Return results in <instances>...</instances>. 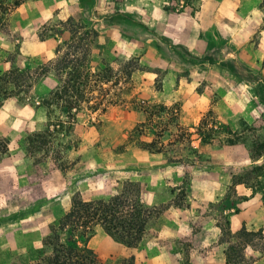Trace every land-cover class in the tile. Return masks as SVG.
<instances>
[{
    "label": "rangeland",
    "instance_id": "rangeland-1",
    "mask_svg": "<svg viewBox=\"0 0 264 264\" xmlns=\"http://www.w3.org/2000/svg\"><path fill=\"white\" fill-rule=\"evenodd\" d=\"M163 3L164 0H124L115 4L111 0H98L97 6L85 11V17H75L98 30L100 45L94 49L95 57H102L112 65H121L124 60L134 58V65L129 77L122 78L118 85L108 87L105 101L107 109L104 112L84 111L78 114L75 126L76 146L64 152L61 161L55 163L51 156L39 152L36 154V158H39L36 159V165L35 158L25 149L27 133L44 127L46 112L39 105V96L52 86V76L42 79L25 97H9L1 105L0 136L8 140L9 153L0 159V264H29L41 248V240L48 231L49 223L68 210L71 196L75 192H79L85 200L107 199L124 181L131 180L141 184V199L145 205L153 206L150 204L156 197L159 201L166 200L154 205L159 213H163L170 205L179 208L189 205L194 194L193 178L202 172L207 174L208 157L201 152L200 158L192 165L186 164L189 174L188 183L185 184V167L178 159L172 158L178 155L184 141H176L179 140L180 131L173 125L168 124L167 132L163 131L166 128L164 123L176 114L178 123L192 132V145L202 150L205 144L200 143L195 132L208 111L198 119V114L192 108H183L182 93L177 99L168 101L176 88L177 78L187 77L188 70L185 57L176 47V42L172 41L170 44L160 35L183 20L180 12L165 11ZM59 4L60 0H53V6ZM116 10L124 11L127 17L136 19L141 24L145 22L149 30L155 28L157 37L140 30L139 26L128 25L121 16L114 18ZM187 11L193 12L191 9ZM109 15L112 16L101 19ZM59 21L60 18L54 16L47 27ZM125 26L129 32H124ZM0 31L8 33L6 35L14 43L10 50L0 51V58L7 62V69L15 65L34 70L48 61L36 52L37 45L30 29H27L25 36L10 32L7 27ZM167 72L172 79L171 87L167 85ZM246 83H253L257 94L256 83ZM165 85L168 90L171 88L168 96L162 94ZM202 86L201 83L198 88L201 89ZM157 106H166L168 110L157 117ZM147 117L152 118L154 125L147 138L154 137L153 133H165L159 140L167 152H170V157L162 152L153 153L140 148L136 141L129 142L132 128ZM226 125L233 131H241L249 146L252 134L264 138V115L257 125H249L255 126L256 130H246L241 121L236 125ZM219 129L222 132L217 133L208 144H224L225 127ZM60 162H64L65 166H58ZM217 167L222 168L223 165ZM255 192L264 197V192ZM232 193H228L229 199L234 198ZM216 204L213 203L210 207H216ZM223 206L225 204L221 203L216 209L220 212ZM210 207L205 206L199 210L207 212ZM159 223V219L151 221L148 232L151 229L152 235L148 237L147 232L138 248L141 258L146 256L155 241L159 240L161 243L160 239L153 236L160 227ZM95 228L104 238H96L97 246H103L105 240H111L100 226ZM179 242L186 252L188 239L183 238ZM252 243L260 247L256 237L252 239ZM118 246V250L113 253L97 254L105 264H116L134 250H129L120 243ZM243 258L245 257L241 252L237 253L235 264H251L247 258L242 261Z\"/></svg>",
    "mask_w": 264,
    "mask_h": 264
},
{
    "label": "crops",
    "instance_id": "crops-1",
    "mask_svg": "<svg viewBox=\"0 0 264 264\" xmlns=\"http://www.w3.org/2000/svg\"><path fill=\"white\" fill-rule=\"evenodd\" d=\"M52 4L53 0H24L8 14L5 26L10 32H18L23 36L27 29L33 31L36 52L48 60L54 56L57 43L66 37V33L58 35L57 39L51 37L40 40L38 35L41 27L54 16L60 20L69 16L85 17V11L97 6L98 0H60L59 5ZM78 10H81L80 13ZM179 15L183 17L179 24L170 26L171 29L165 34L160 33L167 42H176V47L185 57L183 61L188 70L187 77L177 78L176 88L168 101L177 99L182 93L183 108H192L198 114V119L210 110L219 121L229 125H236L239 121L257 125L263 119L264 102L257 96L253 83L244 82L225 67L200 63L196 57L215 47L218 49V60L236 58L250 69L260 72L264 78V0H201L197 11L193 13L185 9ZM118 16L128 25L139 26L140 30L157 37L156 29L152 27L149 30L145 22L141 24L127 17L124 11L114 15V18ZM124 32H129L126 26ZM6 34L0 31V51H8L14 45ZM6 69L7 62L0 58V73ZM166 75L167 85L171 87L172 79L168 72ZM201 83L203 86L199 89ZM170 91L171 88L168 90L165 85L162 94L168 96ZM199 151L208 157L207 174L202 172L193 178L194 194L187 207L170 205L153 218L160 221V227L153 236L160 239L161 243L155 241L142 258L138 252L139 244L132 251L136 264H228L225 255L228 241H221L222 232L217 225L224 217L229 221L232 234L242 227L247 231L261 232L262 238L258 240L260 247L250 241L243 245L242 255L251 264H264L263 194L253 193L250 187L242 183L236 184L234 190H229L232 176L264 163V154L253 159L247 143L205 144ZM219 165L223 167H217ZM229 192H233V199H229ZM165 201H159L156 197L150 205ZM213 203H217V206L211 208ZM221 203L225 206L219 212L216 208ZM205 206L210 207L209 211L199 210ZM148 234V237L152 235L151 229ZM98 236L104 239L95 228V234L87 243L96 253L105 255L118 250L119 243L111 237V240H105V245L97 246ZM183 238L189 241L186 252L179 242ZM230 239L232 242L237 240L235 237Z\"/></svg>",
    "mask_w": 264,
    "mask_h": 264
},
{
    "label": "trees",
    "instance_id": "trees-1",
    "mask_svg": "<svg viewBox=\"0 0 264 264\" xmlns=\"http://www.w3.org/2000/svg\"><path fill=\"white\" fill-rule=\"evenodd\" d=\"M24 0H0V29L6 26L7 16ZM120 4L124 0H111ZM201 0H164L163 9L172 12H182L191 9L193 12L200 7ZM122 14L119 10L113 15ZM112 15L104 16L110 18ZM44 24L39 32V39H57L58 35L66 33L55 47L54 57L34 70L12 65L6 71L0 73V107L9 97L23 98L37 83L50 76L53 77L52 86L39 96V105L44 107L46 121L44 127L34 132H28L25 137L26 152L35 158L41 152L45 156H51L56 161L63 159L64 152L75 148V126L78 114L98 110L105 111L108 87L120 84L121 79L129 77L133 69L134 58L127 59L122 64L112 65L102 57L94 56V49L99 48V32L95 27L89 26L85 21L72 16L60 20L57 24L47 27ZM61 27V28H60ZM98 56V54H97ZM200 63L217 64L229 69L245 82L256 83L257 95L264 102V79L260 72L254 71L236 58L218 60V49L212 47L206 50L202 56L196 57ZM264 65V58H263ZM157 117L168 110L166 106H157ZM153 108V107H152ZM155 109V107L153 108ZM152 114V113H151ZM151 117L137 123L131 130L128 138L136 141L140 148L149 152H162L170 154L159 138L165 133L152 138H147L148 133L154 129ZM173 125L178 131L179 140L184 141L177 156L184 167L192 165L200 158L197 148L192 145V132L178 123L176 114L164 123ZM246 130H256L255 126H249L242 122ZM225 127L224 144L245 143L243 133L227 128L226 124L219 122L212 111H208L199 123L195 135L201 144L213 141L219 128ZM167 132V127L163 129ZM9 153L8 140L0 136V159ZM250 154L253 159H258L264 154V138L252 134L250 140ZM53 155V156H52ZM170 157V156H169ZM58 166H65L60 162ZM183 182L188 183V171L184 168ZM244 184L252 189V192H264V163L253 165L250 169L239 175H233L229 190H234L236 184ZM142 188L137 181H124L107 199H88L81 197L79 192L71 196L68 210L59 218L51 221L48 231L41 240V248L37 256L30 264H105L97 253L88 246L89 239L95 234V227L102 230L114 241L132 250L138 247L148 232L150 223L158 214L156 206H147L141 199ZM222 232L221 241H228L225 248L226 261L235 264L237 253L243 252L246 245L254 237L262 238L260 231H247L242 227L232 234L229 229V221L224 217L218 222ZM235 237L236 242L231 241ZM116 264H136L133 252L120 259Z\"/></svg>",
    "mask_w": 264,
    "mask_h": 264
}]
</instances>
